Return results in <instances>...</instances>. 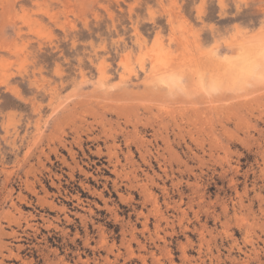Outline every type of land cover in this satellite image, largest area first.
<instances>
[{
	"label": "rangeland",
	"instance_id": "374dc122",
	"mask_svg": "<svg viewBox=\"0 0 264 264\" xmlns=\"http://www.w3.org/2000/svg\"><path fill=\"white\" fill-rule=\"evenodd\" d=\"M0 264H264V0H0Z\"/></svg>",
	"mask_w": 264,
	"mask_h": 264
},
{
	"label": "bare ground",
	"instance_id": "6f19581e",
	"mask_svg": "<svg viewBox=\"0 0 264 264\" xmlns=\"http://www.w3.org/2000/svg\"><path fill=\"white\" fill-rule=\"evenodd\" d=\"M256 37V36H255ZM262 40V39H261ZM187 57H189V56H187ZM192 58V57H191ZM194 62V61H193ZM166 70V69H165ZM155 73V72H154ZM157 73V72H156ZM166 72H164V74H165ZM159 74H161V73H159ZM158 75V74H157ZM154 76H156V75H154ZM218 83V82H217ZM221 85V84H220ZM223 85V84H222ZM189 88V87H188ZM58 107V106H57ZM41 147V146H40ZM39 147V148H40ZM42 148V147H41ZM41 150V149H40ZM116 164V163H115ZM2 230V229H1Z\"/></svg>",
	"mask_w": 264,
	"mask_h": 264
}]
</instances>
